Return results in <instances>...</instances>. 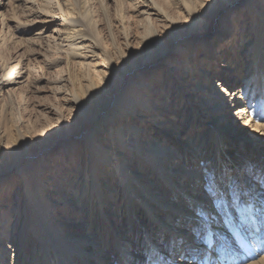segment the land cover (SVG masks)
I'll return each instance as SVG.
<instances>
[{
    "label": "bare ground",
    "instance_id": "obj_1",
    "mask_svg": "<svg viewBox=\"0 0 264 264\" xmlns=\"http://www.w3.org/2000/svg\"><path fill=\"white\" fill-rule=\"evenodd\" d=\"M178 1L182 3L183 10L190 14V20L178 21L176 18L172 20L180 31V36L172 40L168 47L156 49L157 55L150 62L147 60L153 56L151 52L156 45L151 39H146L143 44L144 52L149 55L145 60L148 63L142 67L152 65L158 59L167 58L172 54L162 64L163 74L158 71L153 72L151 69L146 72V75H140V81L128 86L125 91H122L121 83L112 88L111 100L118 97L117 108L105 113L97 128L104 136L96 135L97 133L86 134L82 131L85 123L93 122L98 114L104 111L107 102L104 106L98 107L99 111L93 117L81 116V120L77 123L79 138L74 142H68L72 134L66 127L60 134H56L59 135L57 137H64L66 142L62 146L64 148L57 151L55 160L52 158L46 161L45 157H42L40 162L35 164L32 160L24 161L27 157L26 153L0 170V264L9 262L8 255L12 257L10 264H51L53 260L55 262L57 260L58 264H163L161 257L165 260H174L175 264H233L231 256L222 257L215 250L207 248L204 241L206 232L202 228L205 220L194 214V208L203 210L207 222L211 223L215 232L222 233L231 239L224 229L223 214L214 209L212 201L204 190L207 177H214L221 185V191L225 193L234 183L242 182H247L257 196L261 191L250 180L249 170L255 174L264 172V0H251L237 12L241 17V22L238 21V43L235 42L231 29L230 49L225 50L230 57L220 70H213L207 62L198 60L197 56L192 58V53L197 49L204 51L205 47L211 43L209 35L205 34L206 31L213 29L220 11L227 5L232 3L234 5V0H224L226 5L223 4V0L219 1L217 4L221 5L220 10L211 7L214 0ZM140 14L153 16L155 21L162 23L167 20L163 15L161 16L160 12L142 11ZM52 18L53 20L50 19L48 23L57 26L58 23L54 20L59 18L55 16ZM235 18L237 15L234 12L230 17L226 16L221 20L218 34L223 31L228 21L233 25ZM72 28L55 30V34H57V40L61 42L59 46L67 51L64 53H68L72 60H78L76 63L85 72L87 84H90L91 73L95 74L92 67L100 55L92 51L91 46L94 44L88 36L85 37L87 35L85 32L84 36L80 33V29L77 31ZM193 36L197 38H192ZM185 48L188 49L191 60L181 58ZM233 51L236 55L231 58ZM241 58L244 67L241 64ZM16 66L0 64V101L6 88L12 86L9 90L11 91L13 87L18 89L29 85L30 69L26 65L21 69ZM102 67L108 72L111 69ZM97 73L99 75L103 73V70ZM163 75L164 79H161ZM195 76H197L196 79H194ZM189 77H191L190 82L195 84L191 95L188 90L186 91L187 86L184 83ZM153 81L157 83L156 86L151 85L150 82ZM55 82L61 84L62 80L56 79ZM225 83L226 86H224ZM235 84L240 87H236ZM93 95L94 92H89L87 98L93 99ZM194 96L198 101L197 105H200L201 111L206 112V119L214 128L211 129L208 137L206 127L199 128L202 122L197 123L201 120L199 113H195L190 106L191 98ZM179 98L184 99V103L187 104L185 110H175L168 105L171 100H174L175 104ZM62 102L60 107L43 106L41 113L35 110L33 113L36 117L33 118V125L26 124V128L24 126L29 131L28 136L32 133L35 135L33 140L42 137L41 133L45 136L46 141L38 150L52 149L58 143L57 137L46 139L51 129V121L49 122L47 118L63 120L64 125L68 123L71 115L66 112L73 101L63 97ZM76 109L79 111L78 104ZM78 111L76 113H80ZM169 117L176 120L172 122ZM244 118L248 121L245 124H243ZM18 120L21 119L18 118ZM217 130L222 133V139L228 142L226 145L234 147L236 151L233 154L225 153L224 160L228 161V156H239L238 152H243L240 155L243 160L237 162L230 172L226 173L227 169H224V177L231 174V179L228 178L229 182L225 185L219 182L215 175L217 160L214 161V159L225 142L217 139ZM189 132L194 134L183 144V149L179 150V147L175 146L177 141L179 145L184 141L180 135L189 134ZM259 136H262L261 140ZM177 138L179 140H176ZM212 139L214 143L210 149ZM258 142L260 143L255 144ZM80 143H83L80 147L81 158L85 156L84 153L89 158L84 167L82 162L75 163L74 160L77 153L75 147ZM96 145H101V150L110 151L111 158L104 160L102 153L100 154L94 148ZM212 153L215 155L213 159H210ZM63 155L67 158L62 159ZM250 155L254 157V161L250 162L251 157L249 161L247 160ZM60 162L68 169L61 168ZM49 163H52V167ZM14 168L18 169L17 177L22 179V182L8 197L7 189L13 182L8 179V173ZM131 169H136L137 172ZM103 173L104 175H101ZM71 177L74 178L73 180L76 179L73 183L70 182ZM110 178L115 179L117 184L113 185L109 181ZM118 185L121 188L119 191L116 190ZM43 188L49 189L48 194L57 199L45 200L46 203L50 202L49 208H45L46 203L40 196ZM179 191H182V194L186 192L189 196L187 199H190L186 202L188 206L180 207L181 209L178 206L182 205L181 198L178 197V204L176 202L172 204L173 200L169 199L170 196L166 197L170 194L172 199H175ZM69 196L70 198L67 199ZM118 203H123L120 206L122 211L119 209L117 211ZM52 205L59 207V211L62 212L59 216L52 218L56 219V222L47 218L49 212L54 210ZM69 210L70 216L66 214ZM165 211L170 213L166 214ZM142 212L148 220L143 231L146 240H143L141 244L143 251L135 253L127 247H136V249L138 247L135 243H131V239L133 237L135 239L138 233L134 215L138 216ZM171 213L175 215L171 217L169 215ZM122 214L129 219L125 225L126 229L123 227L119 229V225L115 224ZM55 223L61 225L58 234L53 226ZM88 227L92 233L86 231ZM190 228L196 229L198 235L194 236ZM118 230L122 231L118 232ZM154 232H156L157 241L153 240ZM113 233L116 234L115 238ZM48 237L59 239L60 247H65L63 252L58 248V251L50 253L48 258V251L44 245ZM181 237L185 239L186 244L179 243ZM212 239L215 241V236ZM27 243L29 247L31 243V250L29 259L25 262ZM215 247L214 244V249ZM180 251H184L187 259L183 261L179 259ZM39 255L43 256L42 259ZM236 264H264V245L257 242L256 250L251 258L241 253L236 257Z\"/></svg>",
    "mask_w": 264,
    "mask_h": 264
},
{
    "label": "rangeland",
    "instance_id": "obj_2",
    "mask_svg": "<svg viewBox=\"0 0 264 264\" xmlns=\"http://www.w3.org/2000/svg\"><path fill=\"white\" fill-rule=\"evenodd\" d=\"M169 1L170 2L174 1V2L171 4ZM169 1L168 0L167 1L166 0L165 1L164 0H0V64L1 65L5 64V66H9V67L17 65L16 67H18V69H21L26 65L27 68L30 69V77H31V80L29 81V85L27 87H21L18 89H16V87H13L14 89L12 90H14V92H12V90L9 91L12 87L10 86L6 88L5 91H3L2 93V96L3 95L4 96L0 101L1 102L0 103V113H1L0 114V170L6 168L8 165H11L15 160L24 156L26 153H27L26 155L27 157H25L24 161L32 160L35 162V164H38L42 159V157H45L46 161L47 160L50 161L52 160V158H54L55 160L57 156V151L61 148H64L62 146H64L63 144L66 142V140L63 139L64 137L63 138L57 137L59 135L56 134H60L61 131L66 127L67 130H69L72 134L70 138H68V142L71 143L74 142L79 138L77 123L81 120V116L86 115L89 117H93L95 113L99 111L98 107L104 106L107 102L108 104L105 107L104 111L98 114V117L93 122L85 123V126L82 131L83 133L86 134L97 133L96 135H101V137L104 136L102 133H99V130L97 128L100 126L101 120L103 116H105V113H109L110 111H113L114 108H117L116 100L118 97L117 98L114 97L111 100L112 88L116 87L121 83L122 84L121 89L122 91H125L128 86L130 85L132 86L134 83L140 81L139 80L140 75L142 76L146 75V72L150 71L151 69H153V72L158 71L159 73L161 72L160 74H163L161 69L162 64L165 63L167 59L172 56V54L167 58L158 59L157 62L153 63L152 65H147L145 67L142 66H144L146 63L152 61L155 58V56L157 55L156 49L161 50L164 47H168L172 40L180 36V31L173 24L172 20H175V18L178 21H182L185 19L190 20V14L186 13L183 10L182 3H180L178 0H173V1L169 0ZM214 1L211 3V7L220 10L221 5L219 6L217 3H219V1L222 0H216L215 2ZM237 1L235 2L234 0V5H232L233 4L232 3L231 5H227V7L222 9L220 11L219 17L215 21L213 29H211L212 31L211 30L206 31L205 34L206 36L209 35L208 37L211 41V43L205 47L206 49H204V51L202 49L201 50L197 49V51L194 50L192 53V58H194V56H197L198 60H201L202 62H207V64L210 65V67H212L213 70H217V69L220 70V67L230 57V54H226L225 50L227 51L228 49H230L231 40L229 35L231 34L230 32L231 29L233 32V36L235 37V42L238 43V31H237L239 27L238 21H240L241 17H239L240 15L238 16L237 12L240 11V8L245 6L251 0H240L238 2ZM223 4L226 5L227 3L224 2ZM142 11L147 13L160 12L161 16L163 15L164 18H166L167 20L165 23L164 22L162 23L161 21L158 20L155 21V18L153 16H147V15L144 16V14H140V12ZM234 12L237 15V18H235L233 25H231V23L228 21L224 25L223 31L220 34H218L217 31L219 29L221 20H223L226 16L230 17L231 15H233ZM52 16L59 18L54 20L57 21L58 23L57 26L50 25L48 23L50 19L53 20ZM60 25L63 26L60 27ZM82 26L85 27L86 30ZM67 28L70 29L75 28L77 31L78 29H80L81 34H83L84 36L87 34L85 37L88 36L90 41L92 40L94 44L92 45L89 43L90 45H92L91 46L92 51H94L96 54L98 53L97 55H100L99 56L100 58L97 59L96 64L93 65L92 67L93 69L91 68L95 72V74L91 73L94 79L91 77L90 84H87V81L85 79V72L79 67V65H77L76 62H78V60H72L71 56H68V53H64L66 50L59 46L61 42L57 40L56 37L57 34H55V30L61 31L62 29L65 30ZM194 37L197 38V36H193L192 38ZM146 39L149 40L151 39L156 45L155 49H153L151 52L152 53L151 55L153 56L150 57L151 60L150 59L147 60L148 62L145 60L147 59V55H149V53L144 52L143 49L144 48L143 44L146 41ZM95 41L97 42L95 43ZM61 49L63 50L62 52ZM234 55H236L235 51L231 53V58L234 57ZM208 56H210V58ZM181 58H183V60H187L190 58L191 60V56L188 53V49L185 48V50L181 54ZM241 64L244 67L242 58H241ZM102 66H105L107 68L109 67L111 69L108 72V70L104 69ZM99 70H103L104 74L101 73L97 75L98 74L97 71ZM196 78L197 76L194 77V79ZM56 79H61L62 80L61 84L59 83L56 84L55 82ZM161 79H164V75L161 76ZM190 80L191 77H189V79L185 80L184 82L187 86L186 91L188 90L189 95L193 94V88H194L193 86L195 85L193 82H190ZM150 83L152 86H156L157 84L155 81ZM224 86H226V83L224 84ZM235 86L238 88L240 87V85L238 84H235ZM89 92H94L93 99L87 98ZM7 94L8 95L13 94L14 96L10 97ZM63 97H67L73 101V103L71 102L70 104L69 110L66 112L67 114L69 113V115H71L69 116L68 123H66L67 125L66 124L64 125L63 120L60 119L55 120L47 116L49 117L47 118L49 122L51 121L50 122L51 129L50 132L47 134L46 139L49 140V139H53L54 137H57L58 143H56V145L52 149L42 148L41 150H38L39 148H41V144L46 141L44 140L45 136H43V133H41L40 136L42 137H40L38 140H33L35 135L33 133L32 134L30 133L31 135L28 136L27 133H29V131L25 129L27 126L26 124L33 125L35 119L34 117H36V114L33 113L35 112V110L36 111L38 110V112L41 113L40 110L41 111L43 110V106H47V105L48 106L57 105L56 107L62 106ZM181 99L182 98H179L175 102V104L173 102L174 100H171L170 102H168L169 103L168 105H170V107H172L175 110L176 109L185 110L187 104L184 103V99L182 100ZM196 100L197 99H195V96L192 97L190 106L193 108L195 113L197 112L199 113L201 120H198L197 123L202 122L201 123L202 125L199 126V128L206 127L205 129H207L208 131V135H207L208 137L210 136L209 132L211 131V129L214 128L212 125H210L211 124L209 123L210 121L206 119L207 118V116L205 115L206 112L201 111L202 109L200 105H197L198 101ZM98 102L100 103V105ZM77 104L79 105V111L78 109H76ZM76 111L80 113H76ZM18 118L21 120L19 121ZM134 118L136 119L137 117ZM169 118L172 122L176 120L173 117H169ZM160 119L161 117L159 118V120ZM176 122L178 123V120ZM243 124H245V118L243 119ZM216 133L218 134L217 139L219 141L221 139L225 142H223V144L221 145L222 148L217 153L214 159V161L217 160L215 166L216 169L215 175L218 178L219 182H222V184L225 185L228 184L229 182L228 179L229 176L228 175H226L225 177L223 176L224 169H227L226 173L230 172L234 168L237 162H241L243 160L242 158H240V155L243 152L241 153L238 152L239 156H231V155L228 156L229 157L228 161L224 160L223 156L225 153L231 152V154H233L236 151L234 147L232 148L226 145L228 142L222 139V133L220 131L217 130ZM193 134L194 133L189 132V134L187 133L184 135V133H182V135L180 136L184 141L181 143V145H179V141H177V144L175 146L179 147V150L183 149V144ZM260 137L262 138V136H259V140H261ZM176 140H179V138H177ZM212 143H214L213 139L210 141V149ZM259 143L260 142L255 144H259ZM82 144L83 143H80L75 147L77 153L75 154L74 160L75 163H79V161L82 162V166L84 167V165L87 164V160L89 158L85 153L83 154L85 156H82L81 158L80 147H82ZM94 148L100 154L102 153V157L104 160L111 158L112 155H110V151L101 150L102 149L101 145H96ZM213 153L210 159H213L215 155ZM249 157H251L250 162L255 160L253 159L254 157L250 155L247 158L248 161H249ZM64 158L67 157L66 156L62 157V159ZM59 159L61 160V156H59ZM49 165L52 167V163H49ZM59 166L64 169H68L65 167V165L63 167L62 162H60ZM105 170H106L105 172L107 173V169ZM119 170L122 169L119 168ZM131 170L137 172L136 169H131ZM17 172L18 169L14 168L10 173H8V179L13 180V182L9 184V187L7 189L8 197L12 195V192L14 191L16 186L22 182L21 181L22 179H19L17 177L18 176ZM237 174L239 175L240 173ZM101 175H104V173ZM73 179L74 178L71 177L70 182L73 183L76 180ZM110 179L109 181L112 182L113 185L117 184L115 183V179L113 178ZM243 180H245V178H243ZM84 184L85 183H83V185ZM117 188H118L116 189L117 191L121 189L119 185L117 186ZM48 191L49 189H44V188L43 190H41L40 196L41 199L43 198V202L46 203L45 200H48L50 198H52V200L54 199L57 200L56 197L53 198L52 196H50L48 194ZM198 195L199 194H197V196ZM166 197H169V199L173 200L174 203L172 202V204H175V202L178 204V197L181 198L182 205H178L179 209L188 206L186 202L190 200L187 199V197L189 196L186 194V192L182 194V191H179V193L175 195V199H172L170 194H167ZM69 198L70 196L67 197V199ZM122 204L123 203H118L117 211L118 209L121 210L120 206H122ZM47 207L48 208L50 207V202L45 204V208ZM53 209H54L53 212H49L47 218H51L53 222H56V219H52V218L59 216L60 214H62V212L59 211V207L56 208V206H54ZM70 210L66 213L69 216L71 215ZM165 213L167 214L170 212L165 211ZM169 215L173 217V215L175 214L171 213ZM180 216L185 217L183 215ZM134 217H135V222L138 225L137 228L138 233L135 239L134 237L131 239V243H135L138 247L137 249L136 247L134 248L130 246H128L127 248H129V250L131 251H134L135 253L136 251L140 253L141 250L143 251L141 245L142 241L146 240V236L144 238L143 231L145 228V224L147 223L148 220L145 217L144 212L140 213V215L138 216L134 215ZM127 219L128 217L122 214L121 217H119V220L116 221V223L114 220V223L119 225V229H122V227L126 229L125 225L129 221V219L128 221ZM61 221H65V220H61ZM53 226L58 231L57 234L60 233L59 227H61V225L59 224L56 225L55 223L53 224ZM154 229H156L155 226ZM86 231L92 233L90 231V227H88V230L86 229ZM120 231L122 230H118V232ZM155 235L156 232L153 233V238H155L153 240L157 241L156 240L157 236ZM113 237L114 238L116 237L115 233H113ZM161 237L162 235L159 236V239ZM29 244L30 247L28 243L26 244L27 256L24 258L25 262L28 261L29 259L28 256L31 250V243ZM60 244L61 243L59 239H52V237H48L47 240H45L44 245L48 251L47 252L48 258H50V253L53 254L54 251H58V248L59 251L63 252L65 247H60ZM40 256L41 255H39V258L42 259L43 256L41 257ZM59 257L62 258L63 256L59 255ZM10 259H12V257L8 255L7 260H9V262ZM9 262L7 264H10ZM51 264H58V262L57 260L56 262L55 260H53Z\"/></svg>",
    "mask_w": 264,
    "mask_h": 264
},
{
    "label": "snow or ice",
    "instance_id": "obj_3",
    "mask_svg": "<svg viewBox=\"0 0 264 264\" xmlns=\"http://www.w3.org/2000/svg\"><path fill=\"white\" fill-rule=\"evenodd\" d=\"M247 122L245 118V123ZM229 178L231 179L230 173ZM249 178L261 189L258 196L247 182L234 183L225 193L221 191V185L215 178L209 176L204 187L214 209L223 214L224 229L231 239L215 232L211 223L207 222L203 210L194 208V214L205 220L202 228L206 232L204 241L207 248L215 250L222 257L231 256L233 264H236V257L241 253L251 258L257 242L264 245V172L255 174L249 170ZM190 231L194 236L198 235L196 229L190 228ZM179 243L184 245L186 241L181 237ZM178 255L181 261L187 259L184 251H180ZM161 261L163 264H175L174 260H165L164 257H161Z\"/></svg>",
    "mask_w": 264,
    "mask_h": 264
}]
</instances>
